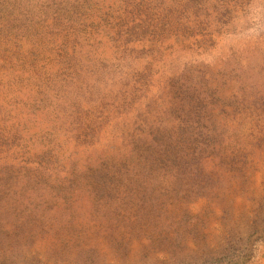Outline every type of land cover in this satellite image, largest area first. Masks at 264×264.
Here are the masks:
<instances>
[{
  "label": "rangeland",
  "instance_id": "374dc122",
  "mask_svg": "<svg viewBox=\"0 0 264 264\" xmlns=\"http://www.w3.org/2000/svg\"><path fill=\"white\" fill-rule=\"evenodd\" d=\"M62 1L0 0V264H264V0H151L125 54L141 0Z\"/></svg>",
  "mask_w": 264,
  "mask_h": 264
},
{
  "label": "trees",
  "instance_id": "16d2710c",
  "mask_svg": "<svg viewBox=\"0 0 264 264\" xmlns=\"http://www.w3.org/2000/svg\"><path fill=\"white\" fill-rule=\"evenodd\" d=\"M65 5L63 4V1L57 4V8L60 10H63V13L65 14L66 21H75V22H83V14L82 11H84L86 8H88V5L86 4L85 0H74V2H69V0L65 1ZM139 6H127L125 5L123 7V15L125 18L137 14V13H144L146 15V18L142 20V22L138 25H134L131 28L122 29L120 28L121 23H114L112 27H109L105 34L108 36L109 39H111L117 47L124 46L120 50L125 54V45L129 42L130 37L132 34H135L139 32V29H147L150 27V31L154 34L157 32V25L160 22V16H161V3L156 2L154 4L151 3V0H141L139 3ZM55 11V10H54ZM42 13V12H41ZM44 15V20L48 19L47 14H41ZM50 17V16H49ZM51 20H53L52 25L56 26L58 25V21H63V15L59 14L58 12L55 13L54 16H51ZM84 23V22H83ZM59 24H62V27L60 31H64V33L61 36H57L59 32H52L49 29L48 25H44V30H38L37 36L33 39V48L36 57L39 55L45 54L47 52L51 51H43L45 47L49 48H55L56 50H53L57 56L59 61L62 60L64 57L62 63L66 61L65 56L68 55V49H72V53L68 56H72L75 52L77 45H78V38L82 37L85 33V30L83 29L82 25L80 24V27H74L70 29L71 26L66 25L65 22ZM117 26V28H115ZM141 30V31H142ZM57 34V35H56ZM57 40H60L57 42ZM7 51V49H5ZM9 55L11 57H19L20 51H9ZM82 58V55H78ZM37 61L35 60L32 64L33 69H35L37 65ZM59 64V63H58ZM65 66L62 65L61 68ZM68 67V66H67ZM47 83V80L44 82Z\"/></svg>",
  "mask_w": 264,
  "mask_h": 264
}]
</instances>
